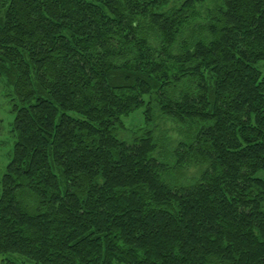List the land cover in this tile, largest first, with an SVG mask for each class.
I'll return each mask as SVG.
<instances>
[{"label": "trees", "instance_id": "trees-1", "mask_svg": "<svg viewBox=\"0 0 264 264\" xmlns=\"http://www.w3.org/2000/svg\"><path fill=\"white\" fill-rule=\"evenodd\" d=\"M3 6L2 264H264V0Z\"/></svg>", "mask_w": 264, "mask_h": 264}, {"label": "rangeland", "instance_id": "rangeland-1", "mask_svg": "<svg viewBox=\"0 0 264 264\" xmlns=\"http://www.w3.org/2000/svg\"><path fill=\"white\" fill-rule=\"evenodd\" d=\"M3 1L0 0V23L4 17ZM13 87L7 86L5 81L0 78V179L6 171L7 165L11 160V153L14 146L15 137L13 136V122L15 113L13 112ZM143 108H138L133 111L129 116L125 117L123 122L125 129L118 131L119 136L132 138L140 128L147 126ZM158 129L166 132L171 140L179 139L180 136L177 128L171 121L158 120ZM163 133H156L162 135ZM163 148L162 150H164ZM195 169L190 168L186 171L184 179L191 181L195 175ZM184 182V181H183ZM0 264H2V256H0Z\"/></svg>", "mask_w": 264, "mask_h": 264}]
</instances>
